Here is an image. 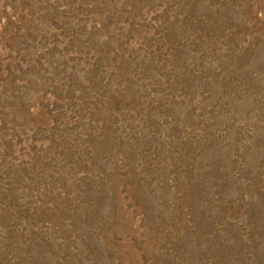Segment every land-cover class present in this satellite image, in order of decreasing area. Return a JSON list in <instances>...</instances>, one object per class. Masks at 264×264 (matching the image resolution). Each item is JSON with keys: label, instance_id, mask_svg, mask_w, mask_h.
<instances>
[{"label": "rangeland", "instance_id": "obj_1", "mask_svg": "<svg viewBox=\"0 0 264 264\" xmlns=\"http://www.w3.org/2000/svg\"><path fill=\"white\" fill-rule=\"evenodd\" d=\"M0 264H264V0H0Z\"/></svg>", "mask_w": 264, "mask_h": 264}]
</instances>
